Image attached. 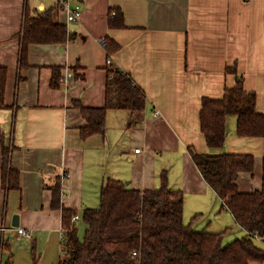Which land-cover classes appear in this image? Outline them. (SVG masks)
I'll return each mask as SVG.
<instances>
[{"label": "crops", "instance_id": "crops-1", "mask_svg": "<svg viewBox=\"0 0 264 264\" xmlns=\"http://www.w3.org/2000/svg\"><path fill=\"white\" fill-rule=\"evenodd\" d=\"M69 5L81 8L75 22L67 20L59 0H0V67L6 69L0 130L10 165L19 173V188L4 189L0 146V227L7 228L0 231V264L8 254L6 244L13 264H59L65 250L62 212L52 208L47 188L55 178L62 206L80 218L73 225H83L81 237L82 213L97 208L105 181L154 190L164 171L169 188L183 192V220L190 210L196 231H226L224 244L248 237L203 180L189 149L210 153L199 124L202 100L220 99L236 77L243 78L246 91L256 93V110L264 114V0H72ZM50 9L71 38L29 45L20 67L25 15ZM115 11L123 16L122 29L108 27ZM106 39L119 47L111 56ZM54 68L61 69L60 80L66 70L73 76L54 88ZM114 69L141 89L145 108L136 113L110 109L104 135L81 139L86 121L74 101L103 107L107 71ZM220 152L252 155L253 171L240 173L236 185L241 193L261 189L264 136H237L236 118L229 116ZM15 216L18 225L12 226ZM16 228L31 238L16 236ZM231 234L236 235L227 238ZM253 241L264 250V239Z\"/></svg>", "mask_w": 264, "mask_h": 264}, {"label": "trees", "instance_id": "trees-1", "mask_svg": "<svg viewBox=\"0 0 264 264\" xmlns=\"http://www.w3.org/2000/svg\"><path fill=\"white\" fill-rule=\"evenodd\" d=\"M54 9L38 15H25L20 32V67L26 64L31 44L65 43L71 35L66 26L56 22ZM110 29L124 27L123 16L115 11L108 20ZM108 56L116 53L118 45L105 40ZM236 73L235 69L229 70ZM60 68L53 69L52 86L60 87ZM6 69L0 67V108L4 106ZM257 95L246 91L243 78L236 77L234 86L225 88L220 99L204 98L199 113L201 133L210 153L199 154L189 149L197 170L207 185L222 201L235 222L249 236L228 244L223 240L226 231L209 233L196 231L193 221L183 220L184 194L170 189L166 171L160 174V186L139 191L125 183L107 180L100 189V205L85 209L81 220L85 225L83 237L72 224L74 210L61 204V184L55 178L47 185L52 191L51 206L62 212V231L65 251L59 264H251L264 262V250L258 248L253 237L264 239V157L261 189L250 193L238 191L236 180L240 173H251L254 157L247 154L221 153L226 140L229 116L236 118V134L242 138L264 136V114L256 110ZM144 93L128 74L114 69L107 71L105 105L101 108L83 107L74 101L86 125L79 130L81 139L104 135L106 114L110 109L140 112L145 108ZM132 122V121H130ZM2 147V186L19 188V173L10 165V153ZM197 217L194 218V220ZM7 257L2 264H13L9 246L3 245ZM136 253L134 256L133 254ZM36 261V258L34 259Z\"/></svg>", "mask_w": 264, "mask_h": 264}, {"label": "built area", "instance_id": "built-area-1", "mask_svg": "<svg viewBox=\"0 0 264 264\" xmlns=\"http://www.w3.org/2000/svg\"><path fill=\"white\" fill-rule=\"evenodd\" d=\"M72 0H59V3L60 5L62 6V9L63 11L66 13V16H67V20L69 22H75L77 21L79 18H80V15L82 13L81 11V8L78 6V5H75L74 7H71L69 5V3L71 2ZM109 59H108V63H109ZM73 74L72 72L66 70L64 72V75L61 77V83H64L66 84L67 81L72 78ZM152 116L154 118H158L159 117V112L157 111H154L152 113ZM136 152H140L139 149H136ZM79 216L78 215H74L72 217V224L76 223L79 221ZM7 230V228L5 227H0V231L1 233L5 232ZM16 236L18 237H23L25 239H30L31 238V235L30 233H28L26 230L22 229V228H16ZM134 256L136 255V253L133 254Z\"/></svg>", "mask_w": 264, "mask_h": 264}, {"label": "rangeland", "instance_id": "rangeland-1", "mask_svg": "<svg viewBox=\"0 0 264 264\" xmlns=\"http://www.w3.org/2000/svg\"><path fill=\"white\" fill-rule=\"evenodd\" d=\"M232 117H234L235 118V116H232ZM99 194H100V192H99ZM98 202H96L94 205V207H99V205H100V199H98L97 200ZM190 210H185V217H184V221H185V224H187V223H189V221H190ZM199 220V217L198 218H196V220H195V222H194V224L196 225ZM202 220V219H201ZM200 220V221H201ZM80 222H82V221H80ZM197 222V223H196ZM83 223V222H82ZM78 228H77V230H78V236L79 237H81V233H83V225L81 224V223H79L78 224V226H77ZM235 235L236 234H231V235H228V237L227 238H230V237H235ZM63 239H64V237H63ZM64 246H65V243H64ZM65 251V250H64Z\"/></svg>", "mask_w": 264, "mask_h": 264}, {"label": "water", "instance_id": "water-1", "mask_svg": "<svg viewBox=\"0 0 264 264\" xmlns=\"http://www.w3.org/2000/svg\"><path fill=\"white\" fill-rule=\"evenodd\" d=\"M18 225V218L15 216L12 222V226H17Z\"/></svg>", "mask_w": 264, "mask_h": 264}]
</instances>
